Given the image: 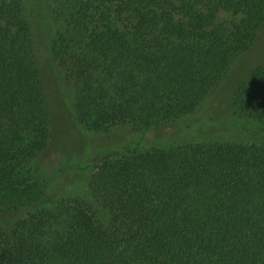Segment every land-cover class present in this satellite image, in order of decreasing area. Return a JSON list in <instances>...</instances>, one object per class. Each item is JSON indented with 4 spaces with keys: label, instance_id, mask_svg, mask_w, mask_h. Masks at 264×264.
<instances>
[{
    "label": "trees",
    "instance_id": "trees-1",
    "mask_svg": "<svg viewBox=\"0 0 264 264\" xmlns=\"http://www.w3.org/2000/svg\"><path fill=\"white\" fill-rule=\"evenodd\" d=\"M221 9L239 24L216 26ZM263 30L264 0H0V200L40 181L18 177L67 119L49 65L92 130L183 123L209 102L189 129L230 110L264 122V65L228 84ZM93 169L110 224L61 200L0 228V264H264L261 137L133 148Z\"/></svg>",
    "mask_w": 264,
    "mask_h": 264
},
{
    "label": "rangeland",
    "instance_id": "rangeland-1",
    "mask_svg": "<svg viewBox=\"0 0 264 264\" xmlns=\"http://www.w3.org/2000/svg\"><path fill=\"white\" fill-rule=\"evenodd\" d=\"M241 18L240 15L221 9L214 22L216 26L226 28L239 24ZM261 65H264V30L255 46L240 57L230 74L229 79H232L228 80V84L244 81L253 69ZM49 67L51 72L46 77L47 91L52 93L51 96L55 94L53 99L50 97L52 102L64 106L66 112L63 113H66L67 119L60 123L61 117L54 116L46 148L26 164L18 177L22 180L36 177L40 181L25 191L7 190L3 193L0 200V228L8 229L9 232L24 214L40 208H50L61 200H78L92 209L103 226L110 224L109 210L89 186L95 173L93 168L107 159L120 157L133 148L149 150L172 142H196L201 139L245 143L259 136L264 140V122L235 110H230L224 123L215 121L216 123L207 125L200 131L189 129L209 117L208 111L213 107L210 102L183 123L160 125L148 131L130 125L101 131L89 129L76 116L72 100L74 88L68 85L64 69L57 65L54 73L53 66ZM250 130L257 133L253 134ZM11 200H14L15 206Z\"/></svg>",
    "mask_w": 264,
    "mask_h": 264
}]
</instances>
